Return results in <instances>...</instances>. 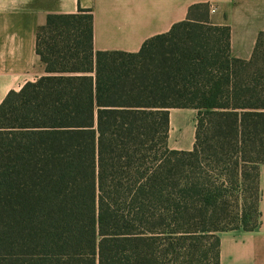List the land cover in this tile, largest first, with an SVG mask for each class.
Here are the masks:
<instances>
[{
	"label": "trees",
	"instance_id": "obj_1",
	"mask_svg": "<svg viewBox=\"0 0 264 264\" xmlns=\"http://www.w3.org/2000/svg\"><path fill=\"white\" fill-rule=\"evenodd\" d=\"M92 42L89 10L49 15L46 75L0 104V264H219L260 219L264 33L235 59L198 4L137 53ZM170 109L196 111L189 151Z\"/></svg>",
	"mask_w": 264,
	"mask_h": 264
},
{
	"label": "crops",
	"instance_id": "obj_2",
	"mask_svg": "<svg viewBox=\"0 0 264 264\" xmlns=\"http://www.w3.org/2000/svg\"><path fill=\"white\" fill-rule=\"evenodd\" d=\"M198 4L207 5L212 25L229 27L231 57L248 61L264 33V0H5L0 7V104L8 93L46 75L36 53V32L49 15L89 10L94 51L137 53L148 39L185 21L189 8ZM177 125L195 134L196 111L170 109L169 131ZM259 188L258 226L220 233L219 264H264V164Z\"/></svg>",
	"mask_w": 264,
	"mask_h": 264
},
{
	"label": "rangeland",
	"instance_id": "obj_3",
	"mask_svg": "<svg viewBox=\"0 0 264 264\" xmlns=\"http://www.w3.org/2000/svg\"><path fill=\"white\" fill-rule=\"evenodd\" d=\"M187 128L177 125L175 131H168L167 146L170 150H181L183 147L192 145L194 142V133L192 134Z\"/></svg>",
	"mask_w": 264,
	"mask_h": 264
},
{
	"label": "clouds",
	"instance_id": "obj_4",
	"mask_svg": "<svg viewBox=\"0 0 264 264\" xmlns=\"http://www.w3.org/2000/svg\"><path fill=\"white\" fill-rule=\"evenodd\" d=\"M5 3V0H0V7H2ZM11 3L12 4H15L16 3V0H11Z\"/></svg>",
	"mask_w": 264,
	"mask_h": 264
}]
</instances>
